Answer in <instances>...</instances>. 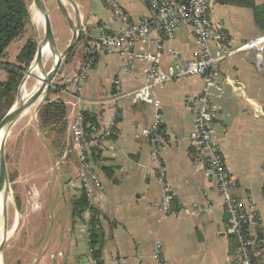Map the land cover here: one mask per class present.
I'll return each mask as SVG.
<instances>
[{"label":"crops","instance_id":"obj_1","mask_svg":"<svg viewBox=\"0 0 264 264\" xmlns=\"http://www.w3.org/2000/svg\"><path fill=\"white\" fill-rule=\"evenodd\" d=\"M72 1L84 43L75 70L92 59L91 70L74 98L64 93L65 88L53 89L48 100L60 101L67 108L65 133L50 132L45 139L35 122L24 134L25 151L18 166V182L22 181L23 190L32 185L40 202L32 215L31 231L24 232L27 244L36 247L35 264H90L86 224L71 218V204L81 194L71 127L78 116L83 120L84 113L92 114L101 128L113 122L116 129L110 141L96 146L105 171L93 162L99 181L92 203L103 233L101 264L238 263L237 244L228 229L221 195L215 183L206 180L204 166L191 157L188 145L195 119L190 101L202 93V78L178 79L154 89L160 103V130L167 142L155 161L148 139L136 136L138 126L153 123V107L135 103L129 96L110 101L117 83L124 95L140 87L147 65L133 63L122 72L124 58L119 54L90 56L93 37L101 27L118 34L123 24L106 0ZM112 1L132 23L150 16L146 0ZM255 3L264 4V0ZM63 6L74 20L73 8ZM209 18L215 29L226 33L231 51L215 75L220 90L209 91L211 102L220 109L211 125V138L234 182L232 198L256 210L259 228L252 234L255 242L264 243V71L256 68L254 50L241 48L261 34L247 9L216 5L212 0ZM160 45L164 67L174 59L173 48L182 60L196 49L189 27H181L173 43L162 38ZM147 51L152 50L140 43L133 47L135 54ZM165 197L169 207L162 212L158 203ZM45 214L49 223L39 232Z\"/></svg>","mask_w":264,"mask_h":264},{"label":"built area","instance_id":"obj_2","mask_svg":"<svg viewBox=\"0 0 264 264\" xmlns=\"http://www.w3.org/2000/svg\"><path fill=\"white\" fill-rule=\"evenodd\" d=\"M106 1L122 21L123 29L118 34H111L105 30V27H101L98 35L93 37V44L89 50L90 56L117 53L124 58L122 72L127 71L133 63L147 65L140 87L124 95L117 83L114 86V94L110 96V101L115 102L122 97L129 96L135 103L149 104L153 107V123L147 127L138 126L136 136L148 139L152 159L157 161L160 149L167 142L160 130L158 114L160 103L154 96V89L178 79L194 76L202 78L204 82L202 93L190 101L195 114L192 131L188 138V145L191 148L190 155L204 166L206 180L213 181L221 195L228 229L230 234L234 235L237 244L238 263L236 264H264V243L255 242V236L252 234L253 229L259 228V215L252 206L232 198L234 182L225 166L221 152L211 138V125L220 115V109L211 102L209 91L211 89L220 90L215 82V75L220 63L231 54L227 35L221 29H215L210 22L212 0H146L150 16L138 23L128 21L127 16L112 0ZM181 27H189L192 30L196 49L189 59L182 60L176 56L173 48L174 59L171 64L164 67L162 65L163 48L160 41L163 38L173 43L176 32ZM137 43L152 51L135 54L133 47ZM241 48L253 49L256 68L258 71H264V35L253 38ZM91 64L92 59H89L74 74L68 76L67 83L70 85L72 82L73 93L80 92L91 70ZM64 93H67V87ZM71 97L74 98V96ZM77 101L79 102V99ZM114 114L118 115L116 111ZM82 121V117L78 116L73 122L71 146L77 151L79 162L77 181L87 203L80 215V220L86 224L87 254L90 264H97L89 247V221L92 218L93 191L99 181L89 149L110 141L116 135V129L113 122L105 128H101L95 122L86 125L85 134ZM97 168H101L100 163ZM158 205L160 211L166 212L169 207V198H163ZM113 264L120 263L115 261Z\"/></svg>","mask_w":264,"mask_h":264},{"label":"rangeland","instance_id":"obj_3","mask_svg":"<svg viewBox=\"0 0 264 264\" xmlns=\"http://www.w3.org/2000/svg\"><path fill=\"white\" fill-rule=\"evenodd\" d=\"M43 2L45 4L47 14L50 20V27L54 38L56 50L59 53H62L70 42L72 32L62 12L58 8L56 1L43 0ZM25 3L29 13V23L26 25L24 33L18 39L12 42L7 48L6 55L2 60L3 64H16V56L23 48L26 42L30 41L35 43L36 45L43 39V21L42 23H40V25L37 26L34 20L32 19V0H25ZM36 13L38 14L37 11ZM38 16L40 15L38 14ZM83 47L84 43L83 40H81L80 38L79 41L74 44L71 51L62 59L61 66L52 82V86L51 88H49L48 92L45 94L40 104H38V106H36L33 110H28V113L25 112L24 115H22L16 121V123H14L6 137L4 152L11 196V199L7 205V227L11 226L14 219H16L17 224L10 237L7 238L4 243V247L1 253L2 264H35L34 251H36V247L33 246V244L32 246L27 244V234L25 235L24 232L31 231V228L35 223V216L32 215L38 210L40 202L38 197L36 196V190L34 187H32V185L30 186V188L27 187V189L23 190L21 184L22 181L18 182L17 180V178L20 180V178L18 177L20 175H18L19 161L25 151L24 146L22 145V140L24 139V134L26 130L29 127L33 126L35 122H38V127L40 131L45 134L43 138L48 139L50 131L47 128L42 130L36 115L38 114V110L40 109V107L44 104L45 99L47 100L53 97L52 95H54L55 92V90L53 89L60 87V89L62 90L67 87V94H69V96L74 95L72 90V82L69 85L67 83V78L68 76H71L77 71L75 70V68H77V63H79V60L81 61L80 52ZM52 64L53 63L50 62L48 67L44 70L46 72L50 71V69L52 68ZM32 65L33 64L31 62L26 71H24L23 77L19 83L17 91L14 94V99L11 107L16 103L19 87L26 78L27 72L32 67ZM5 79V70L0 68V84L3 83ZM31 83H33V79H30L28 81V85L31 86ZM29 168L30 167H28V170ZM48 223V215L45 214L44 219L42 221V228H40L39 232L45 230L46 226H48Z\"/></svg>","mask_w":264,"mask_h":264},{"label":"trees","instance_id":"obj_4","mask_svg":"<svg viewBox=\"0 0 264 264\" xmlns=\"http://www.w3.org/2000/svg\"><path fill=\"white\" fill-rule=\"evenodd\" d=\"M213 2L220 6L252 11L254 26L261 35H264V4L257 5L255 0H213ZM28 23L29 13L25 0H0V68L4 69L6 73L5 81L0 84V120L10 109L23 73L32 62L36 51L35 43L28 41L16 56V64L10 65L2 62L7 48L24 33ZM66 114L67 108L63 103L60 101L50 102L45 99L44 104L38 110L37 118L42 130L47 128L50 132H55L57 135H64ZM83 122L86 134V125L96 121L92 114L84 113ZM96 149V146L90 147L89 153L92 161L96 162L97 165L99 163V155ZM100 170L105 171V168L101 167ZM86 205V198L81 192L79 197L74 199L71 204V218L73 220L80 219V215ZM89 225V247L96 263L101 264L103 233L94 209L92 210V218L89 221Z\"/></svg>","mask_w":264,"mask_h":264},{"label":"water","instance_id":"obj_5","mask_svg":"<svg viewBox=\"0 0 264 264\" xmlns=\"http://www.w3.org/2000/svg\"><path fill=\"white\" fill-rule=\"evenodd\" d=\"M58 8L62 12L67 24L72 32V36L70 39L69 44L65 48L62 53H59L56 50L54 38L52 35L51 27H50V20L47 14V10L43 0H32L33 7L41 16L43 21L44 27V35L43 39L36 44V51L32 60V64H35L38 67L42 66V49L45 46H49L51 52L57 57L55 65L51 72H44L43 71V80L41 81L40 85L37 89L30 94V96L22 102H16L9 111L3 116L0 120V133L3 132V136L0 140V194H2L3 198V206L1 212V219H0V227L2 236L0 239V259L1 253L4 247V243L7 239L6 237V230H7V204L6 200L8 195L10 194V187H9V180L8 174L6 169V162H5V152L4 146L6 137L11 129V127L16 123V121L28 110L32 107L38 99L48 92L49 88L52 86V82L57 75L59 68L62 63V59L71 51L74 44L79 41L81 38V28L80 23L78 21V12L75 8V5L72 0H55ZM68 4L73 8L74 12V20H71L69 17L68 12L64 8L63 4Z\"/></svg>","mask_w":264,"mask_h":264},{"label":"bare ground","instance_id":"obj_6","mask_svg":"<svg viewBox=\"0 0 264 264\" xmlns=\"http://www.w3.org/2000/svg\"><path fill=\"white\" fill-rule=\"evenodd\" d=\"M31 9H32V19L34 20L35 24L38 26V25H40V23H42V18L40 16H38L34 7ZM56 59H57V57L51 52L49 46H45L42 49V66L38 67L35 64H33L32 67L29 69V71L27 72L26 78L24 79L23 83L19 87L18 97H17L16 102L24 101L25 99H27L30 96V94H32L37 89V87L40 85L41 81L43 80V74H42L43 71L46 72L44 69H46L48 67V65L50 64V62H52L53 63L52 68L50 69V71H48V73L51 72V70L53 69V67L55 65ZM30 79H33V83H31V86L28 85V81ZM27 85L30 88H28ZM43 98H44V95H42L38 99V101L32 107H30V109L33 110L36 106H38V104H40V102L42 101ZM30 109H28V110H30ZM2 136H3V132L0 133V140H1ZM10 199H11V196L9 194L7 197V200H6L7 205L9 203ZM2 206H3V198H2V194H0V219H1ZM16 224H17V221H16V219H14L11 226L7 227V230H6V237L7 238L10 237V235L12 234L14 229L16 228ZM1 231L2 230L0 229V239L2 236ZM0 264H2L1 259H0Z\"/></svg>","mask_w":264,"mask_h":264}]
</instances>
